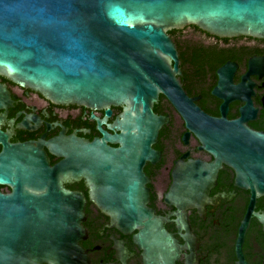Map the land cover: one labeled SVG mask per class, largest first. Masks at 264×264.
<instances>
[{
	"label": "water",
	"instance_id": "95a60500",
	"mask_svg": "<svg viewBox=\"0 0 264 264\" xmlns=\"http://www.w3.org/2000/svg\"><path fill=\"white\" fill-rule=\"evenodd\" d=\"M190 26L220 39L264 40V0H0V74L56 104L123 109L109 127L116 135L102 132L101 140L84 142L86 170L73 175L87 178L91 201L118 229L137 232L148 264H176L182 252L148 208L144 167L158 159L153 146L167 124L154 113L159 96L188 106L175 81L178 52L169 33ZM183 116L207 150L226 151L215 152L207 139L213 127L226 128L223 120ZM247 149L258 177L239 179L238 187L252 192V209L264 196V148ZM42 183L25 175L30 191L0 198V264H56L60 248L77 242L73 231L81 230L65 209L77 197L60 182L45 194L31 192ZM187 264L198 263L190 258Z\"/></svg>",
	"mask_w": 264,
	"mask_h": 264
},
{
	"label": "flooded vegetation",
	"instance_id": "af4514ba",
	"mask_svg": "<svg viewBox=\"0 0 264 264\" xmlns=\"http://www.w3.org/2000/svg\"><path fill=\"white\" fill-rule=\"evenodd\" d=\"M169 36L178 52L175 81L193 109L177 108L164 95L155 104L154 113L167 124L153 146L158 159L144 167L148 208L181 247L176 264L190 258L198 264H264V196L250 209L252 192L238 187L239 179L258 177L247 148H264V40L220 39L193 26ZM122 111L56 104L0 74V198L30 191L25 175L43 182L31 190L35 195L60 182L77 197L65 209L81 232L73 231L77 242L60 248L56 264H148L137 232L118 229L91 201L87 178L73 175L86 170L84 142L101 140L102 132L116 135L109 127ZM187 111L227 124L222 131L213 127L207 138L214 151L227 148L224 153L206 149L187 127ZM215 164L216 172L203 168Z\"/></svg>",
	"mask_w": 264,
	"mask_h": 264
}]
</instances>
